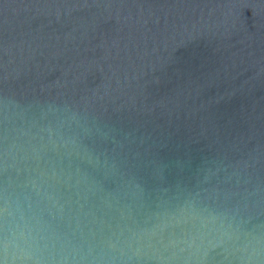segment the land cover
<instances>
[{
  "label": "water",
  "instance_id": "water-1",
  "mask_svg": "<svg viewBox=\"0 0 264 264\" xmlns=\"http://www.w3.org/2000/svg\"><path fill=\"white\" fill-rule=\"evenodd\" d=\"M0 264H264V0H0Z\"/></svg>",
  "mask_w": 264,
  "mask_h": 264
}]
</instances>
